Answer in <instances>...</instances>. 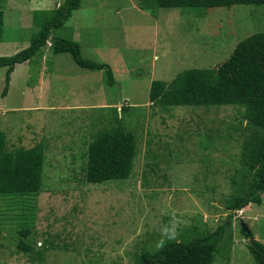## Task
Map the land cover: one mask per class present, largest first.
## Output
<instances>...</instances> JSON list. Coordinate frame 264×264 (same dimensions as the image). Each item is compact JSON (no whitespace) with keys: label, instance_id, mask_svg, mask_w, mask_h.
<instances>
[{"label":"rangeland","instance_id":"1","mask_svg":"<svg viewBox=\"0 0 264 264\" xmlns=\"http://www.w3.org/2000/svg\"><path fill=\"white\" fill-rule=\"evenodd\" d=\"M66 0H2L6 7L0 58L30 46L38 32L34 13ZM141 0H82L53 37L80 44L82 56L105 71L78 67L51 44L31 63L16 67L6 97L0 68V130L8 148L46 145L43 188L35 206L34 252L17 248L20 221L0 199V264H135L143 248L214 233L228 221L226 201L240 182L244 142L250 135L243 109L174 108L150 102L152 82H173L191 69L212 70L243 40L264 33V6L231 9H142ZM138 137V156L127 181L85 182L86 152L114 120ZM219 244L217 264H256L247 226L264 245V199L233 215ZM45 242H48L46 245ZM36 244V245H35ZM230 251V252H228ZM220 254V255H219Z\"/></svg>","mask_w":264,"mask_h":264},{"label":"trees","instance_id":"2","mask_svg":"<svg viewBox=\"0 0 264 264\" xmlns=\"http://www.w3.org/2000/svg\"><path fill=\"white\" fill-rule=\"evenodd\" d=\"M81 3L82 0H66L58 8L34 13L33 23L38 32L32 37L30 46L12 57L0 58V68L7 70L4 97L8 94L16 67L31 63L35 57L43 54L49 43L54 55H71L81 69L105 71L109 78L108 85L114 86V76L107 65L84 59L79 43L53 37V32L67 24L74 12L81 8ZM140 5L156 17L160 9L207 11L240 5L260 7L264 6V0H141ZM5 13L6 7L1 4L0 43L4 41ZM149 98L155 107L164 112L174 108L214 107H237L244 111L242 121L247 122L250 135L244 142L242 180H232L234 192L226 201L228 221L214 233L198 234L200 236L187 241L190 235L184 232L179 242L166 241L155 251L143 248L135 262L217 264L219 244L232 224L233 215L251 205H262L264 199V33L240 42L229 59L215 69H191L171 83L152 82ZM114 110L111 125L99 130L87 148L84 167L87 184L127 181L132 176L139 152L138 137L126 129L123 114L119 116L118 109ZM45 151L44 143L32 148L10 150L7 135L0 130V199L9 200L10 210L17 212L15 218L21 223L17 248L25 255L34 252V242L30 236L35 222V206L31 200L37 198L43 188ZM1 218L0 212V232ZM243 233L250 240L248 248L256 264H264V245L255 240L247 226H243Z\"/></svg>","mask_w":264,"mask_h":264},{"label":"crops","instance_id":"3","mask_svg":"<svg viewBox=\"0 0 264 264\" xmlns=\"http://www.w3.org/2000/svg\"><path fill=\"white\" fill-rule=\"evenodd\" d=\"M18 66H19V65H18ZM18 66H17V67H18ZM15 71H16V70H15Z\"/></svg>","mask_w":264,"mask_h":264}]
</instances>
